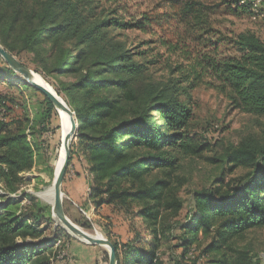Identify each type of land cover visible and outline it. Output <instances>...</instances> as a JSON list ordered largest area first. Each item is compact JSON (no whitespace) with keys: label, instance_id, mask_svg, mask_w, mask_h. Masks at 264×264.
Returning a JSON list of instances; mask_svg holds the SVG:
<instances>
[{"label":"trees","instance_id":"16d2710c","mask_svg":"<svg viewBox=\"0 0 264 264\" xmlns=\"http://www.w3.org/2000/svg\"><path fill=\"white\" fill-rule=\"evenodd\" d=\"M232 2L253 15L249 2ZM198 5L196 1L183 6L196 27L208 23L203 6L195 10ZM127 10L123 0H0V43L18 57L27 56L39 73L74 78L64 89L84 144L90 199L96 208L108 204L130 212L139 206L136 215L150 236L136 232L126 242L112 240L119 264H168L160 249L162 238L168 239L174 227L160 224L165 210L182 207L172 191L173 174L182 156L201 150L186 131L194 115L191 91L208 78L207 84L228 96L235 108L264 116V41L254 32L240 33L233 38L239 56L222 57L215 44L213 54H188L189 66L173 70L178 79L175 75L163 83L151 79L145 85L141 83L145 67L135 60L136 52L120 31L150 29V20H127ZM13 74L0 56V79ZM44 99L37 122L46 131L57 113ZM9 105L6 97H0V112L4 109L6 117L0 120V184L5 200L0 205V264H51L49 245L61 237L54 232L42 239L47 228L36 224L39 217L51 214L50 209L40 204L20 209L9 197L25 185L21 173L35 162L27 132L35 126L28 117H10ZM73 157L71 149L70 164ZM227 161L252 170L228 189L194 193L186 222L176 226L182 258L194 248L199 233L208 236L214 226V240L204 252L219 254L216 264H254L248 250L229 241L264 225V143L247 139L229 147ZM63 251L61 247L58 253ZM174 264L182 263L174 258Z\"/></svg>","mask_w":264,"mask_h":264},{"label":"rangeland","instance_id":"374dc122","mask_svg":"<svg viewBox=\"0 0 264 264\" xmlns=\"http://www.w3.org/2000/svg\"><path fill=\"white\" fill-rule=\"evenodd\" d=\"M123 1L128 8L127 20L137 21L143 17L150 20V29L136 26L120 31L123 38L128 41L129 48L136 52L135 60L142 62L145 67V74L141 79V83L145 85L150 83L151 79L158 83H163L174 75L178 79L180 75L174 71L180 65L184 68L189 66V61L185 58L188 54L194 57L208 52L213 54L215 44L218 45L222 57L239 56L241 52L233 44V38L240 33L251 31L264 41V17L254 19L249 11L238 7L232 0ZM196 1L203 6L202 15L208 22L200 27H196L192 14L183 12L186 2L196 4ZM200 5L195 6V10ZM262 11L264 13V2ZM172 48L176 52H173ZM15 56L37 72L27 56ZM39 74L57 93L58 89L61 90V94H58L68 103L64 88L65 84L73 81L74 78L64 75L57 77L44 71ZM207 82L208 78H205L191 91L194 115L186 128L187 134L195 140L201 150L196 154H187L180 158L177 170L173 174L172 191L174 196L182 201V207L178 211L165 210L163 213L165 221L163 220L160 224L165 229L168 226L174 227L168 239L162 238L163 245L160 249L162 257L168 264H174V258L181 260L182 264H193L194 262L196 264H216L219 254L204 252L214 240L216 227L210 228L211 233L208 236H205L203 232L199 233L194 248L192 247L187 257L182 258L183 251L178 247L180 241L177 238L180 230L176 226L186 222L187 215L193 206L195 192L208 193L218 187L223 190L228 189L234 180L245 176L252 170L246 165L227 161V148L238 147L247 139H255L264 143V116H256L235 108L228 96ZM0 97H6L10 101V117H28L35 126L34 130L27 131L28 138L35 149L34 165L31 170L21 173L25 185L9 197L17 200L16 205L20 209H23L24 205L32 207L33 204L47 206L50 209L51 214L42 215L36 223L39 228H47L42 239L53 236L54 232L61 237L59 240L76 238L61 225V222L59 224L56 221L57 216L53 214V205L43 202L37 196V193L42 192L54 182L60 152L63 151L62 124L59 116L54 114L48 130L41 129L42 125L37 122V113L43 105L45 106V96L15 71L13 75H5L0 79ZM83 148L84 144L77 133L71 144L74 157L66 176L68 173L76 172L75 166H86V161L82 159ZM62 191L67 216L85 231L106 238L102 228L109 230V227L115 226L118 233L130 230L132 236L139 232L146 238L150 237L142 218L136 215L139 206L135 205L130 212H124L125 209L120 207L112 209L110 206L98 214L100 218L90 221L78 215L83 214L73 206L70 194L65 191L64 185H62ZM25 193L30 196H24ZM3 195L4 191L0 184V202H5ZM85 224L89 227H85ZM229 245L248 250L254 264H264V225L250 228L236 237L234 235ZM59 255L65 257L64 252H60ZM108 261L109 255L105 257L106 264Z\"/></svg>","mask_w":264,"mask_h":264},{"label":"crops","instance_id":"0c3cea01","mask_svg":"<svg viewBox=\"0 0 264 264\" xmlns=\"http://www.w3.org/2000/svg\"><path fill=\"white\" fill-rule=\"evenodd\" d=\"M75 168L76 172L68 173L65 176L63 182L65 191L70 194L73 206L82 212L83 215L78 214L80 217L84 216L90 221L96 220L100 218L98 214L102 210L108 209L110 206L113 209L115 206L105 204L101 208H96V204L89 196L91 174L87 169V164L86 166H75ZM102 230L103 234L111 242L112 240L126 242L134 236V234L132 236L130 230L118 233V229L115 226L113 228L109 227V230L103 227ZM115 234L116 236H114ZM49 246H51L52 251L51 264H106L105 257L108 255V250L102 245L90 244L78 238H71L69 240H57ZM61 247L64 250L65 257H60V253H58ZM56 252L58 253L57 255L55 254Z\"/></svg>","mask_w":264,"mask_h":264},{"label":"water","instance_id":"95a60500","mask_svg":"<svg viewBox=\"0 0 264 264\" xmlns=\"http://www.w3.org/2000/svg\"><path fill=\"white\" fill-rule=\"evenodd\" d=\"M0 56L5 60V62L19 75L23 77V79L34 86L35 88L39 89L53 104L55 109L62 108L65 110L71 117V129L68 133L63 136V145L66 152V156L64 162L56 172L55 179H54V206H53V214L57 216L61 225L74 237L90 243V244H98L104 246L108 250L109 261L108 264H119V260L117 257L116 249L113 243L100 235L91 234L80 226L75 224L66 214L64 210V200H63V191L62 185L67 173V169L70 164V157H71V141L76 136L75 134L78 133L79 124L76 118V113L73 111L65 99L60 96L56 91H51L46 88L44 85L38 83L34 79V71L30 69L27 65L23 64L14 54L9 52L4 46L0 43Z\"/></svg>","mask_w":264,"mask_h":264},{"label":"bare ground","instance_id":"6f19581e","mask_svg":"<svg viewBox=\"0 0 264 264\" xmlns=\"http://www.w3.org/2000/svg\"><path fill=\"white\" fill-rule=\"evenodd\" d=\"M34 73V79L44 85L46 88H48L49 90L51 91H56L45 79L44 77L37 73V72H33ZM57 115L59 116V119L61 121V124H62V152H60V158H59V161L57 163V171H59V169L61 168L63 162H64V159H65V156H66V152H65V149H64V145H63V136L69 132V130L71 129V117L70 115L65 111L63 110L62 108H58L57 110ZM65 122V123H64ZM64 123V124H63ZM76 135V134H75ZM74 139V138H73ZM73 141V140H72ZM71 141V143H72ZM56 175V174H55ZM54 183V182H53ZM53 183L47 187L45 190H43L42 192H39L37 193V196L39 198L42 199L43 202L47 203V204H51L54 206V202H55V198H54V186H53ZM2 204V202H0V205ZM56 221L60 224V221L58 220V217H56Z\"/></svg>","mask_w":264,"mask_h":264},{"label":"built area","instance_id":"2783aa9c","mask_svg":"<svg viewBox=\"0 0 264 264\" xmlns=\"http://www.w3.org/2000/svg\"><path fill=\"white\" fill-rule=\"evenodd\" d=\"M249 2L251 4L252 9V16L254 19L264 17V13L262 11V4L264 0H241L240 3ZM5 117V110L2 109L0 112V120H4Z\"/></svg>","mask_w":264,"mask_h":264}]
</instances>
